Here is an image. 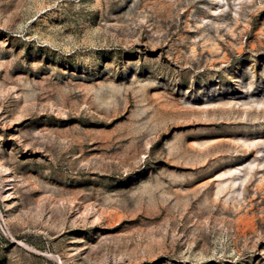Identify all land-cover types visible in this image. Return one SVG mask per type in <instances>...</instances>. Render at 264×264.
I'll use <instances>...</instances> for the list:
<instances>
[{
  "label": "rangeland",
  "instance_id": "1",
  "mask_svg": "<svg viewBox=\"0 0 264 264\" xmlns=\"http://www.w3.org/2000/svg\"><path fill=\"white\" fill-rule=\"evenodd\" d=\"M0 264H264V0H0Z\"/></svg>",
  "mask_w": 264,
  "mask_h": 264
}]
</instances>
